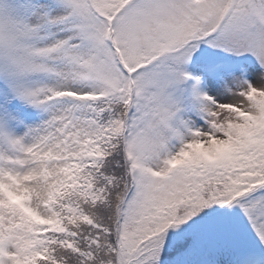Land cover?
<instances>
[{"label":"snow or ice","instance_id":"6c2138e0","mask_svg":"<svg viewBox=\"0 0 264 264\" xmlns=\"http://www.w3.org/2000/svg\"><path fill=\"white\" fill-rule=\"evenodd\" d=\"M0 264H264V0H0Z\"/></svg>","mask_w":264,"mask_h":264}]
</instances>
